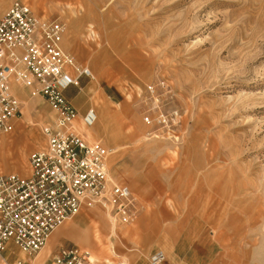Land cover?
I'll list each match as a JSON object with an SVG mask.
<instances>
[{"label": "rangeland", "instance_id": "374dc122", "mask_svg": "<svg viewBox=\"0 0 264 264\" xmlns=\"http://www.w3.org/2000/svg\"><path fill=\"white\" fill-rule=\"evenodd\" d=\"M13 1L0 0V17ZM22 1L64 26L63 49L93 74L66 92L74 109H93L99 121L107 107L111 133L90 140L80 117L74 124L88 143L111 150V178L140 206L132 223L116 224L128 236L102 234L108 258L148 263L157 231L170 226L203 264H264V0ZM159 80L166 89L154 102L146 86ZM20 91L21 116L0 136V169L26 176L34 138L44 145L40 129L54 112L33 89ZM78 218L109 219L83 209L58 230ZM17 251L15 264H23L28 256Z\"/></svg>", "mask_w": 264, "mask_h": 264}, {"label": "built area", "instance_id": "2783aa9c", "mask_svg": "<svg viewBox=\"0 0 264 264\" xmlns=\"http://www.w3.org/2000/svg\"><path fill=\"white\" fill-rule=\"evenodd\" d=\"M63 35L60 22L37 16L22 0H14L0 17V136L11 133L21 116L14 86L33 89L54 112L40 129L44 145L28 157L29 174L0 172V256L9 244L35 256L83 209L100 208L117 225L132 223L140 210L130 188L109 174L111 150L88 143L74 124L80 117L90 129L97 115L88 109L79 116L66 92L94 77L63 49ZM165 89L159 80L146 86L145 97L156 102ZM163 261L161 251L149 257V264ZM51 264H88V255L77 247L60 248Z\"/></svg>", "mask_w": 264, "mask_h": 264}, {"label": "crops", "instance_id": "0c3cea01", "mask_svg": "<svg viewBox=\"0 0 264 264\" xmlns=\"http://www.w3.org/2000/svg\"><path fill=\"white\" fill-rule=\"evenodd\" d=\"M14 90L15 94H18L20 97H23V93H21L22 91H20L19 87L14 86ZM28 109L34 111L37 116L40 115V111L36 107V105L30 106L28 107ZM76 110L79 116H82L85 112L81 109ZM101 110L102 118L98 121L97 116L96 126L93 129L85 130L90 140H95V136L102 132L111 133V126L109 123L110 117L108 115L107 107L105 104L101 106ZM34 144V149L37 150L38 148H40L42 143L40 144V141L34 138ZM12 165L14 166L15 170L19 171L22 174L25 173L24 164L22 162L16 161ZM0 172H2L1 169ZM142 195L144 196V198L146 197L145 193ZM137 217L135 219H137ZM147 221L148 220L144 217L140 222V228L147 227ZM79 224L83 225V229L81 230V232H79ZM116 227V224H113L107 218L105 219V222L101 221V223L97 221H90L89 223H86L82 220V218H78L77 220H74V222L67 223L63 228L58 231L56 230V232L52 234L46 246L47 249L45 247L44 253L41 254V252H39L32 258L28 257L26 260H23V264H51L54 255L50 252L58 240H61L62 242H59L60 245H58L60 247L57 250H59L60 248L77 247L76 244H78L81 248L85 249L89 260L88 264H114L108 258L110 254H112L111 248L104 246L101 236L102 234H106L115 236L117 238L119 237V235L122 237L129 235L127 230L119 231ZM157 232L158 233L155 238V247L156 250L161 251L164 255V261L162 264H203L199 258V254L197 255L192 250L189 242L184 241L183 234L173 233L170 226H161V228H159ZM66 243L67 246H64ZM11 246L13 245L9 244L7 249ZM13 247L16 250L14 253V258L19 257V252L17 251V248L15 246ZM2 257L0 258L9 261L11 264H15L14 258L5 257L3 256V253ZM132 264H149V259L148 263L142 261L140 262V260L137 259Z\"/></svg>", "mask_w": 264, "mask_h": 264}, {"label": "bare ground", "instance_id": "6f19581e", "mask_svg": "<svg viewBox=\"0 0 264 264\" xmlns=\"http://www.w3.org/2000/svg\"><path fill=\"white\" fill-rule=\"evenodd\" d=\"M96 122H97V116H96ZM95 124H96V123H95ZM40 148H42V144H41ZM40 148H38V149H40ZM38 149H37V150H38ZM66 222H67V221H66ZM66 222H65V223H66ZM111 222H112V221H111ZM65 223H64V224H65ZM112 223H113V222H112ZM64 224H63V225H64ZM113 224H115V223H113ZM63 225H62V226H63ZM62 226H61V227H62ZM59 228H60V227H59ZM59 228H58V229H59ZM113 228H114V227H113ZM58 229H57V230H58ZM54 232H55V231H54ZM50 237H51V236H50ZM49 239H50V238H49ZM49 239H48V241H49ZM48 241H47L45 247L47 246ZM88 261H89V260H88Z\"/></svg>", "mask_w": 264, "mask_h": 264}]
</instances>
